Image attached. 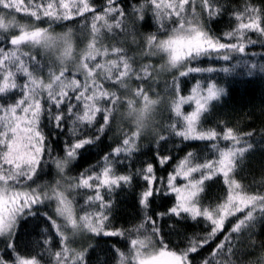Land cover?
Returning a JSON list of instances; mask_svg holds the SVG:
<instances>
[{"label":"snow or ice","instance_id":"snow-or-ice-1","mask_svg":"<svg viewBox=\"0 0 264 264\" xmlns=\"http://www.w3.org/2000/svg\"><path fill=\"white\" fill-rule=\"evenodd\" d=\"M257 44L254 0H0V264H264V171L239 175L257 133L216 117L228 88L193 75L212 56L264 74ZM169 140L185 147L157 152L163 176L137 167ZM121 192L136 207L118 226Z\"/></svg>","mask_w":264,"mask_h":264},{"label":"trees","instance_id":"trees-1","mask_svg":"<svg viewBox=\"0 0 264 264\" xmlns=\"http://www.w3.org/2000/svg\"><path fill=\"white\" fill-rule=\"evenodd\" d=\"M257 4H264V0H254ZM214 33H219L225 30V24L210 25ZM249 59L251 54L255 53L257 57L264 52V48L260 44L250 46ZM201 67H213L217 71L215 73L193 74L197 79H206L211 76L218 80L223 86L229 90V95L224 98L223 102L218 104L215 111L216 117L227 118L232 123L239 122L245 130L255 131L257 135L253 137V142L256 145L255 150L248 155L247 163L242 167L239 175L245 183L253 184L259 180L260 174L264 171V137L259 135V130L264 128V74L259 71L255 73H247L244 69L238 70L232 75H225L220 69L225 65V62L217 57L201 58ZM190 87L194 83L192 77L185 78ZM249 117L251 119H249ZM54 131V130H53ZM63 139V138H61ZM111 139L105 140L101 148L90 147L84 150V159L78 163L80 170L87 169L90 165H94L99 158L102 150H109ZM185 145L180 144L178 140L173 142L169 140L162 147L156 145H147L141 154H138L136 161L137 167L141 163L153 162L157 165V175L163 176V171L158 164L157 152L167 154L173 157V162L182 154V149ZM127 163V161L125 162ZM168 170H171L170 168ZM222 193V185L215 183L211 186L209 197L211 199L218 198ZM159 204V200H157ZM135 195L131 192H121L117 196V207L114 214V223L119 225H127L134 219ZM167 232L168 230L165 229ZM118 239V238H113ZM170 239L175 240L174 237Z\"/></svg>","mask_w":264,"mask_h":264},{"label":"rangeland","instance_id":"rangeland-1","mask_svg":"<svg viewBox=\"0 0 264 264\" xmlns=\"http://www.w3.org/2000/svg\"><path fill=\"white\" fill-rule=\"evenodd\" d=\"M154 264H173V261L171 258L161 257L157 261H155Z\"/></svg>","mask_w":264,"mask_h":264}]
</instances>
